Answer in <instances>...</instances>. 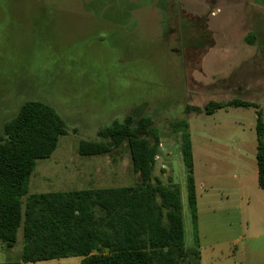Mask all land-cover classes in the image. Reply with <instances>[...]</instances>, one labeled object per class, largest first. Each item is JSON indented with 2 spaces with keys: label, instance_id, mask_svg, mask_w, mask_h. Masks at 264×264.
Segmentation results:
<instances>
[{
  "label": "rangeland",
  "instance_id": "374dc122",
  "mask_svg": "<svg viewBox=\"0 0 264 264\" xmlns=\"http://www.w3.org/2000/svg\"><path fill=\"white\" fill-rule=\"evenodd\" d=\"M203 28L207 37L194 51L193 31ZM234 97L255 103L264 118L258 0H0V134L26 100L52 106L68 131L50 157L36 160L28 192L133 185L138 175L124 143L87 156L77 147L127 114L147 116L159 138L153 174L180 188L185 248L199 249L202 264H232L241 240L257 243L264 232L257 108L185 111ZM181 119L191 140L195 224L181 133L171 129ZM22 243L21 229L12 247L0 242V262L80 264L74 256L22 261Z\"/></svg>",
  "mask_w": 264,
  "mask_h": 264
},
{
  "label": "trees",
  "instance_id": "16d2710c",
  "mask_svg": "<svg viewBox=\"0 0 264 264\" xmlns=\"http://www.w3.org/2000/svg\"><path fill=\"white\" fill-rule=\"evenodd\" d=\"M258 1L264 5V0ZM193 32L199 41L191 42L195 51L202 48L201 39L208 32L204 28ZM227 106L257 108V183L264 190V118L258 106L234 97L224 102L210 100L202 107L187 105L185 111L211 114ZM171 129L181 133L187 201L195 224L196 186L188 124L185 119L176 120ZM67 132L56 110L38 100L23 102L4 123L0 134V242L12 247L21 229L20 260L26 262L74 256L81 258L80 264H199V249L185 248L180 188L162 183L153 174L159 138L147 116L127 114L99 129L96 140L82 139L77 147L80 155L87 156L110 153L124 143L138 175L133 185L29 193L36 160L50 157L59 137Z\"/></svg>",
  "mask_w": 264,
  "mask_h": 264
},
{
  "label": "crops",
  "instance_id": "0c3cea01",
  "mask_svg": "<svg viewBox=\"0 0 264 264\" xmlns=\"http://www.w3.org/2000/svg\"><path fill=\"white\" fill-rule=\"evenodd\" d=\"M260 207H262V211L264 212V205L261 204ZM259 225H264V218H261L259 220ZM255 237L258 241L254 244L252 240H247L246 238L241 240V259L235 260L232 264H264V232L262 234H256ZM199 255V264H202V257L200 251Z\"/></svg>",
  "mask_w": 264,
  "mask_h": 264
},
{
  "label": "water",
  "instance_id": "95a60500",
  "mask_svg": "<svg viewBox=\"0 0 264 264\" xmlns=\"http://www.w3.org/2000/svg\"><path fill=\"white\" fill-rule=\"evenodd\" d=\"M106 252H108V248H106Z\"/></svg>",
  "mask_w": 264,
  "mask_h": 264
}]
</instances>
